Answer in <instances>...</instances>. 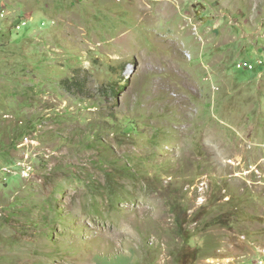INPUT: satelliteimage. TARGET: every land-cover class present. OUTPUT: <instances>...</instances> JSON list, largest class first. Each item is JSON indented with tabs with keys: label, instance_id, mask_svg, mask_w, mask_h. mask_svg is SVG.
<instances>
[{
	"label": "rangeland",
	"instance_id": "rangeland-1",
	"mask_svg": "<svg viewBox=\"0 0 264 264\" xmlns=\"http://www.w3.org/2000/svg\"><path fill=\"white\" fill-rule=\"evenodd\" d=\"M0 264H264V0H0Z\"/></svg>",
	"mask_w": 264,
	"mask_h": 264
},
{
	"label": "built area",
	"instance_id": "built-area-1",
	"mask_svg": "<svg viewBox=\"0 0 264 264\" xmlns=\"http://www.w3.org/2000/svg\"><path fill=\"white\" fill-rule=\"evenodd\" d=\"M238 68H244V65L241 64V63H239V64H238ZM248 68H249V69H254V65L250 64V65H248Z\"/></svg>",
	"mask_w": 264,
	"mask_h": 264
}]
</instances>
